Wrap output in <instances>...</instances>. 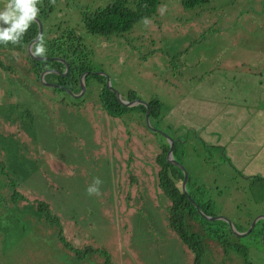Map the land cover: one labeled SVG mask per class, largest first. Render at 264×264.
<instances>
[{
	"label": "rangeland",
	"instance_id": "obj_1",
	"mask_svg": "<svg viewBox=\"0 0 264 264\" xmlns=\"http://www.w3.org/2000/svg\"><path fill=\"white\" fill-rule=\"evenodd\" d=\"M110 2L42 0L38 5L51 10L42 24L45 41L51 46L73 31L94 52L91 73H101L104 85L108 82L122 100L128 101L129 91L135 101L158 100L162 115L179 131L191 124L206 135L204 106L192 105V98L213 99L211 112L230 107L236 98L264 107V94L253 81L247 102L233 94L232 83L215 75L220 69L228 80L236 81L237 72L264 80V0H209L190 9L180 0H159L147 25L142 20L119 36L88 35L81 12L93 13ZM6 3L0 0V11ZM29 43L20 49L0 46V264H195L193 252L169 226L170 202L157 185L156 156L161 145L170 146L172 130L152 133L153 126L164 127L153 119L147 127L138 109L108 117L99 99L103 86L94 78L79 99L55 93L43 83L55 85L52 77L45 79L59 71L44 69L37 77ZM30 51L46 58L36 56L32 46ZM245 87L241 80L236 84L239 92ZM192 137L193 143L179 147L178 159L189 178L187 199L210 203L208 216L222 217L232 227L247 216L264 217V188L256 186L261 182L230 166L219 147L207 149L193 135L183 139ZM248 167L257 177L264 175L254 164ZM94 178L102 181L99 196L87 194ZM205 221L184 220L187 230L202 238L198 264H264L258 240L248 242L244 257L216 239V228L232 233L226 221ZM229 238L245 245L246 237Z\"/></svg>",
	"mask_w": 264,
	"mask_h": 264
},
{
	"label": "trees",
	"instance_id": "obj_2",
	"mask_svg": "<svg viewBox=\"0 0 264 264\" xmlns=\"http://www.w3.org/2000/svg\"><path fill=\"white\" fill-rule=\"evenodd\" d=\"M209 0H180L181 5L186 8H194L196 6H200L202 4L207 3ZM159 5V0H136L132 3V5H129L126 0H111L109 4H107L104 8L99 9L93 13L88 12H81V24L82 28L88 35L93 36H99L106 38L111 35H122L127 32H129L133 26L144 20L145 18L151 19L155 14L157 7ZM39 8V15L37 16V19L40 21L41 25L43 22L49 17V14L51 13V10L45 9L42 5H37ZM38 26L37 23L34 22L27 30L26 34L23 36L22 40L18 45H15L17 49L22 48L23 46H26L29 42H31L37 35ZM45 29L43 30L42 27V36L44 38ZM62 38H65L66 41L62 43ZM38 43V42H37ZM35 43L32 46V51L35 53L36 45ZM50 46V42H46L44 38V46L46 48V53L42 56L46 58H59L60 60H63L67 63L68 66V73L63 76V72L65 70V66L58 61L55 60H45V61H36L34 59H31L30 66L32 69L37 73L40 71H43L44 69H54L59 71L58 74H51L46 77V81L49 77H52L54 80V84L58 85L62 88H54L53 91L56 92H64V94L69 95L65 90L68 89L73 94H78L79 86H78V79L83 73H87L85 76V86L88 84L89 80L91 78L96 79L97 81H94L96 83L102 84V90L99 94L100 103L102 104V109L106 113L108 117L111 118H121L124 115L128 114L127 112L129 110L138 109L142 112V114L145 115V107L142 105H136L134 107L125 108L122 107L114 93H112L109 88H107L104 85V77L102 76H95L91 74V71H93V68L91 67V64L94 63V52L92 50H89L82 41V38L80 36H75L73 34V31H69L67 35L58 37L56 41H52ZM13 44L8 43L7 45L0 44L1 48L8 47L11 48ZM41 56V55H36ZM1 65V64H0ZM29 70V68H28ZM220 71V69L218 70ZM217 71V72H218ZM208 75V74H207ZM194 79V78H193ZM203 79V78H202ZM198 79V80H202ZM136 98L134 91H129L127 94L128 101H134ZM148 108H149V120L153 119L154 121H157L159 124H161L164 129H161L160 127L153 126L155 129L161 130L166 134V130H172V134H174V138H171L174 141L173 144V151H172V157L175 159L178 163L180 161V157L183 154V151L180 150V146L182 144H185V142H194V138L192 137L190 140H184L183 138L185 135H181L178 128H171L173 126V122L170 120H167L166 115H162L161 113V103L156 100L152 99L149 102H147ZM13 110V107L10 108V110ZM9 110V111H10ZM20 117L23 119V116L20 115ZM152 125V124H151ZM174 127V126H173ZM187 135H193L196 137L204 147L208 148H214L213 145L204 142L201 137V132L195 131V129H186ZM152 133L158 134L157 132L152 131ZM168 135V134H166ZM165 137V136H164ZM160 151L156 156V169L158 168L157 172V185L159 189L162 190L164 196L168 199L170 202V206L168 208V222L169 226L175 231L177 234L179 240L188 248L190 249L193 254L195 255V264H198L201 260L204 248L202 244V238L200 235L195 234L193 232H189L187 230L186 225L184 224V220L186 216L193 217L196 219L201 220L202 222H206L196 211L194 206L188 201L187 196L181 192V188L179 186V183L181 184L183 179L182 171L175 165L170 164L166 161V153L169 149L168 144H163L160 146ZM128 150V148H127ZM176 154V156H175ZM132 155V154H131ZM250 179H257L261 182V184H258L256 186L264 188V178L261 177H250ZM187 179V184H188ZM8 183V182H7ZM186 184V186H187ZM195 188V187H194ZM15 192H18L17 190ZM28 193V191H27ZM25 196L24 194L22 195ZM264 197V195L262 196ZM261 200L253 201L255 204L259 203ZM197 205L200 207L201 211L205 215H211L210 214V207L212 206L210 203L201 204L197 203ZM45 208V207H44ZM256 216L254 214L253 216H247L248 220H244L241 222V229H238L239 231H245L250 223L251 220ZM264 229V221H259L255 228L246 236L245 245H242L237 242H230L229 237L234 236L227 228H216L214 230V234L216 235V239H218L221 242V245L223 247L227 248L228 250H233L239 254H242L244 257L247 256V244L249 241L258 240V243L261 245V235ZM198 235V236H197ZM244 238V237H243ZM258 238V239H257ZM245 246V247H244ZM90 251H87V253Z\"/></svg>",
	"mask_w": 264,
	"mask_h": 264
},
{
	"label": "crops",
	"instance_id": "obj_3",
	"mask_svg": "<svg viewBox=\"0 0 264 264\" xmlns=\"http://www.w3.org/2000/svg\"><path fill=\"white\" fill-rule=\"evenodd\" d=\"M199 62H201V59H199ZM215 75L224 78L227 84L231 85L232 83L231 90L233 94L244 98L243 100L247 102L250 100V94H253V90L249 87L251 81H253L254 89L257 92L261 90V93L264 94V80L260 82L259 79L251 77L249 73L237 72L236 81L226 79L224 72H217ZM240 80L246 86L242 92H239L236 88V84ZM199 86L197 85L196 88ZM192 101V105L199 103L201 106H204L201 118L202 123L207 127L206 135L203 132L200 134V131H197L203 138L202 140L213 145L214 148L215 146L219 147L222 150L221 153L229 160V165H235L234 167L242 170V173L248 178L252 176L257 177L256 173H254L257 170L250 169L248 167L249 163L260 168V171L264 173V107L255 108L249 102L240 104V100L236 98L230 107H225L217 112H211L208 108L211 104L215 103L213 99L208 102L205 96L196 101L192 98ZM191 104L188 103L186 107H190ZM186 115L188 118L187 112ZM175 125L178 126L177 124ZM213 126H217V130ZM262 126L263 128H261ZM186 129L194 128L190 124L186 125ZM180 134L187 136V130L180 131ZM210 138H213L214 141H210ZM261 178H264V175Z\"/></svg>",
	"mask_w": 264,
	"mask_h": 264
},
{
	"label": "clouds",
	"instance_id": "obj_4",
	"mask_svg": "<svg viewBox=\"0 0 264 264\" xmlns=\"http://www.w3.org/2000/svg\"><path fill=\"white\" fill-rule=\"evenodd\" d=\"M41 3L42 0H7L4 10L0 11V44L18 45L28 28L36 21L40 11L37 5ZM50 3H55V0H50ZM165 10L166 6H160L161 15ZM143 22L146 25L150 23L147 18ZM37 39L38 43L34 54L44 55L46 53L44 38L41 35ZM101 183L99 178H94L93 183L87 189V194L99 196Z\"/></svg>",
	"mask_w": 264,
	"mask_h": 264
},
{
	"label": "water",
	"instance_id": "obj_5",
	"mask_svg": "<svg viewBox=\"0 0 264 264\" xmlns=\"http://www.w3.org/2000/svg\"><path fill=\"white\" fill-rule=\"evenodd\" d=\"M37 23V26H38V30H37V35L36 37L29 43V53H30V56L35 59L36 61H45V60H48L47 58H42V57H35L32 52L30 51V48L31 46H33L35 43L38 42V37H40L42 35V25L40 23V21L36 18V21ZM52 60H55V61H58V62H61L64 66H65V72L63 74V76H65L67 73H68V66H67V63L64 62L63 60H60V59H52ZM54 71H46V73H53ZM55 73V72H54ZM59 72H56V74H58ZM92 75H97V76H101L102 74L99 73H91ZM87 75V73H83L80 78L78 79V86H79V93L78 94H73L72 92H70L68 89H66L65 91L67 93H69L70 95H72L75 99H79L85 92V76ZM106 78V77H105ZM41 79V82H42V77L40 78ZM43 85H46L48 87H52V88H62L58 85H51V84H46V83H43ZM107 86L109 88V90L114 93L118 103L122 106V107H125V108H129V107H134L136 105H142L145 107V120H146V125L147 127L150 128V122H149V108H148V105L147 103H144V102H140V101H126V100H122L119 95L113 90V88H111L107 82ZM151 131H154V132H157V133H162L161 131H158L154 128H150ZM167 137V136H166ZM168 141H169V149L166 153V158H167V161L172 164V165H175L177 166L181 171H182V174H183V179H182V182H181V190L183 191V193L188 196V192L186 190V184H187V173L185 172L184 168L182 167V165L180 163H178L175 159H173L172 157V151H173V144H174V141L171 139V138H168ZM189 201L191 202V204L194 206V208L196 209L197 213L205 220L207 221H213V220H217V219H222L224 221H226L224 218L222 217H219V218H213V217H209L207 215H205L200 207L198 205H196L189 197H188ZM258 219H263L264 220V217L263 215L262 216H259V217H256L249 225L248 229L243 232V233H239L237 232L235 229L233 230L234 227H232L231 223L226 221L228 224H229V227L232 231V234H234V236L236 237H239V238H243V237H246L248 234H250V232L253 230L254 226H255V223L257 222ZM261 244L262 246H264V231L262 233V236H261Z\"/></svg>",
	"mask_w": 264,
	"mask_h": 264
},
{
	"label": "flooded vegetation",
	"instance_id": "obj_6",
	"mask_svg": "<svg viewBox=\"0 0 264 264\" xmlns=\"http://www.w3.org/2000/svg\"><path fill=\"white\" fill-rule=\"evenodd\" d=\"M43 57H44V56H43ZM259 216H262V215H261V214H260V215L257 214L252 220H254L256 217H259ZM252 220H251V221H252ZM259 221H264V220H263V219H258L257 222L255 223V225H256ZM241 226H242L241 223H236V224L234 225V227H235V228H238V229H241ZM254 228H255V226H254ZM254 228H253V229H254ZM247 229H248V228H247ZM247 229H246V230H247ZM246 230H245V231H246ZM245 231H244V232H245ZM263 231H264V229H263ZM262 233H263V232H262ZM247 236H248V235H247ZM261 236H262V235H261ZM229 240H230V242H231L232 239L229 238Z\"/></svg>",
	"mask_w": 264,
	"mask_h": 264
}]
</instances>
